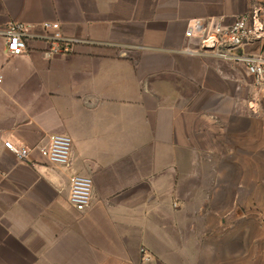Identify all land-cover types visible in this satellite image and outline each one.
Segmentation results:
<instances>
[{
  "label": "crops",
  "instance_id": "obj_1",
  "mask_svg": "<svg viewBox=\"0 0 264 264\" xmlns=\"http://www.w3.org/2000/svg\"><path fill=\"white\" fill-rule=\"evenodd\" d=\"M256 7L264 17V0H0V26L29 32L20 56L0 37V264H264V90L183 52L191 19ZM44 22L86 42L47 57ZM45 133L68 134L72 170L90 169L84 211L60 170L5 147Z\"/></svg>",
  "mask_w": 264,
  "mask_h": 264
},
{
  "label": "built area",
  "instance_id": "obj_2",
  "mask_svg": "<svg viewBox=\"0 0 264 264\" xmlns=\"http://www.w3.org/2000/svg\"><path fill=\"white\" fill-rule=\"evenodd\" d=\"M0 37L5 40V48L10 56H20L27 52L29 37L24 23L10 22L0 26ZM33 37L44 42V54L54 57L71 53L74 48L85 43L77 37L64 34L60 23L44 22L42 32ZM189 44L183 52L190 55L213 56L241 67L252 78L258 89L264 90V17L262 8L220 18L203 16L191 19L185 29ZM256 48L259 50L256 51ZM3 76L0 73V87ZM5 147L21 160L36 162L41 157L48 166L60 170L69 180L68 201L75 209L84 211L92 202L94 181L90 169L87 173L72 170L73 141L65 133H45L33 146H25L14 140L5 141ZM37 163V162H36Z\"/></svg>",
  "mask_w": 264,
  "mask_h": 264
},
{
  "label": "rangeland",
  "instance_id": "obj_3",
  "mask_svg": "<svg viewBox=\"0 0 264 264\" xmlns=\"http://www.w3.org/2000/svg\"><path fill=\"white\" fill-rule=\"evenodd\" d=\"M254 9V8H253ZM253 81V80H252ZM255 86V85H254ZM256 87V86H255ZM264 220V219H263ZM261 221V220H260ZM258 226L260 227V228H264V225H263V221H261L259 224H258ZM256 264V263H255Z\"/></svg>",
  "mask_w": 264,
  "mask_h": 264
}]
</instances>
